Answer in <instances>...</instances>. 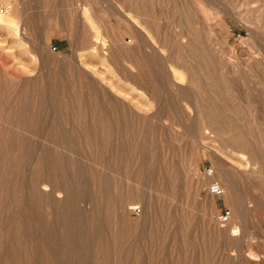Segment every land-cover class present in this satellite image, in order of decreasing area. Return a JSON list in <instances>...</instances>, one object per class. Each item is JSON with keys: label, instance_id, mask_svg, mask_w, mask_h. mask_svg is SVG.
I'll list each match as a JSON object with an SVG mask.
<instances>
[{"label": "rangeland", "instance_id": "1", "mask_svg": "<svg viewBox=\"0 0 264 264\" xmlns=\"http://www.w3.org/2000/svg\"><path fill=\"white\" fill-rule=\"evenodd\" d=\"M4 1L0 264H264V0Z\"/></svg>", "mask_w": 264, "mask_h": 264}, {"label": "built area", "instance_id": "2", "mask_svg": "<svg viewBox=\"0 0 264 264\" xmlns=\"http://www.w3.org/2000/svg\"><path fill=\"white\" fill-rule=\"evenodd\" d=\"M9 13V7L8 4L4 0H0V15H5ZM202 174L210 179L214 178V170L211 168H205ZM207 192L211 196L215 198H222L225 195L224 188L219 184V182L212 180L207 187ZM220 222L222 224H228L230 222L229 215L226 214L220 218ZM240 227L237 225H234V228L232 229V233H236L238 236L240 234Z\"/></svg>", "mask_w": 264, "mask_h": 264}, {"label": "bare ground", "instance_id": "3", "mask_svg": "<svg viewBox=\"0 0 264 264\" xmlns=\"http://www.w3.org/2000/svg\"><path fill=\"white\" fill-rule=\"evenodd\" d=\"M1 16H4V15H0V17ZM149 29V28H148ZM141 30V29H140ZM157 36V35H156ZM163 44H161V47H163L162 46ZM186 59V58H185ZM188 60V59H187ZM190 78H191V83H193V75L192 74H190ZM210 134V133H209ZM232 145H233V147H235V149H236V147H238L236 150H238V151H240L241 153H244V154H246V146H245V141L244 140H242V139H236V138H234V139H232ZM246 155H248V153L246 154ZM218 177V176H217ZM217 180H218V182H219V184L225 189V191H227V188H226V186L220 181V179H219V177L217 178ZM42 184L43 185H45V184H48V187H50V188H52L51 190V192L54 194L56 191H58L55 187H53V186H51L50 185V183L49 182H42ZM201 184L199 183L198 184V186H200ZM41 192V191H40ZM227 195V194H226ZM131 210H133V209H131ZM232 225L231 226H233L234 225V222H232L231 223ZM238 226V225H237ZM235 235H237L236 233H234Z\"/></svg>", "mask_w": 264, "mask_h": 264}]
</instances>
